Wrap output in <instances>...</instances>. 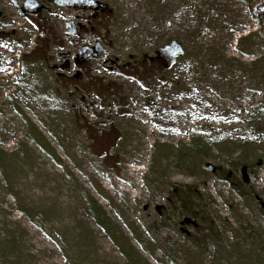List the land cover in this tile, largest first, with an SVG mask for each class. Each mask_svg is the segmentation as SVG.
Here are the masks:
<instances>
[{
	"label": "rangeland",
	"instance_id": "obj_1",
	"mask_svg": "<svg viewBox=\"0 0 264 264\" xmlns=\"http://www.w3.org/2000/svg\"><path fill=\"white\" fill-rule=\"evenodd\" d=\"M99 1L0 0V264H264V15Z\"/></svg>",
	"mask_w": 264,
	"mask_h": 264
},
{
	"label": "trees",
	"instance_id": "obj_2",
	"mask_svg": "<svg viewBox=\"0 0 264 264\" xmlns=\"http://www.w3.org/2000/svg\"><path fill=\"white\" fill-rule=\"evenodd\" d=\"M250 7L253 14H255L256 16L264 15V0H253V2L250 4ZM46 41V39L43 40L41 46H44V42ZM166 64L168 65L169 63L166 62ZM254 134L259 138L261 134H264V128L261 126H256ZM255 174L257 175V172H255ZM197 197L198 195L195 192V187L192 185H188L185 188L181 187L173 191L171 199H173L174 204L179 202L183 210L188 215L195 218V224L197 226L196 228L198 234H204L207 232L206 229H208V232L212 231V233L217 235L218 231L216 230V228L207 225L209 224V217L206 214V208L204 206L195 204ZM97 210H99L100 212L98 213L97 211L96 216L102 223V218L106 217L105 212L103 211V209H101V207H99ZM204 225L207 227H204Z\"/></svg>",
	"mask_w": 264,
	"mask_h": 264
},
{
	"label": "water",
	"instance_id": "obj_3",
	"mask_svg": "<svg viewBox=\"0 0 264 264\" xmlns=\"http://www.w3.org/2000/svg\"><path fill=\"white\" fill-rule=\"evenodd\" d=\"M45 1V0H43ZM54 2L59 6H87V5H99L104 7L99 0H54ZM42 8L41 0H25L24 2V10L27 12H36L39 11ZM1 16V15H0ZM167 49H171L174 54H180L182 52L181 47L177 42H173L171 45H168L166 47Z\"/></svg>",
	"mask_w": 264,
	"mask_h": 264
},
{
	"label": "flooded vegetation",
	"instance_id": "obj_4",
	"mask_svg": "<svg viewBox=\"0 0 264 264\" xmlns=\"http://www.w3.org/2000/svg\"><path fill=\"white\" fill-rule=\"evenodd\" d=\"M45 1H46V0H45ZM95 7H96V8H99V7H101V6H99V5H95Z\"/></svg>",
	"mask_w": 264,
	"mask_h": 264
}]
</instances>
